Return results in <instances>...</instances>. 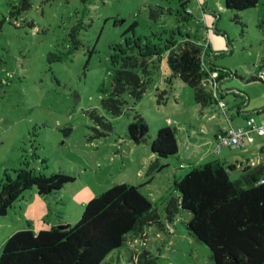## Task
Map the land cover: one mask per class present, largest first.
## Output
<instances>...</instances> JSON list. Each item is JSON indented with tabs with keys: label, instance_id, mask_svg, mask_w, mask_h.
Returning <instances> with one entry per match:
<instances>
[{
	"label": "rangeland",
	"instance_id": "374dc122",
	"mask_svg": "<svg viewBox=\"0 0 264 264\" xmlns=\"http://www.w3.org/2000/svg\"><path fill=\"white\" fill-rule=\"evenodd\" d=\"M183 1L0 0V189L26 170L47 176L61 172L75 179L48 195L34 185L25 190L0 216V253L16 231L29 228L37 233L66 221L74 225L89 200L115 184L130 183L141 186L163 227L146 226L145 238L128 234L120 251L103 264H133L132 255L144 249L158 257L157 264H212L209 247L187 229L190 212L182 210L172 225L166 223L165 199L179 196L175 179L188 173L191 164L222 156L213 136L217 126L228 122L226 111L234 108V96L226 95V111L220 97L198 105L194 88L173 75L164 57L140 100L128 92L123 95L120 116L101 106V99L111 95L114 70L121 67L114 58L121 55L115 45L133 34L125 35L133 22L138 23L136 36H151L163 28L175 29L178 18L204 50L210 46L202 55L220 70H237L244 77L253 63H264V0L240 12L241 23L233 20L223 0H209V8L207 0H188L186 10L193 14L185 21L177 14ZM159 7L165 12L153 19L151 9ZM242 82L233 76L222 87L238 90ZM254 83H248L251 89L264 87ZM93 109L113 123L108 135L94 137L95 122L88 114ZM138 113L149 124L146 141L140 144L127 136L128 124ZM253 113L257 120L264 117ZM165 126L174 129L179 154L162 167L166 160L151 155L150 142ZM230 175L239 179L242 171L230 170Z\"/></svg>",
	"mask_w": 264,
	"mask_h": 264
},
{
	"label": "trees",
	"instance_id": "16d2710c",
	"mask_svg": "<svg viewBox=\"0 0 264 264\" xmlns=\"http://www.w3.org/2000/svg\"><path fill=\"white\" fill-rule=\"evenodd\" d=\"M187 1H183L177 10L185 21L193 14L186 10ZM223 1L226 10L234 13L233 20L240 23L239 13L258 6L260 2ZM23 6L28 7L29 3L24 1ZM167 11L173 12L172 9ZM164 12L159 7L151 9L150 15L155 19ZM177 20L175 29L163 28L151 36H136L137 22L129 26L125 35L129 31L133 34L115 45L121 55L118 58L115 54L114 58L121 67L114 70L111 95L101 99L104 110L120 116L124 112L126 101L123 95L126 92L135 101L140 100L152 80L153 69L164 57L173 75L194 88L197 102L209 98L211 103L214 99L212 91L204 84L205 76L214 77L218 82L225 78L223 73L239 77L245 83L264 81L259 76L261 71L243 77L237 74V70H220L212 65V61L207 62L202 54H207L210 46L204 50L198 37L184 30L181 25L184 22ZM71 36L77 39L75 32L71 31ZM232 93L242 95L237 91ZM256 112L261 114L264 110ZM88 114L95 122V138L114 130L113 123L97 109ZM148 133V122L142 114H136L128 124L127 136L140 144L146 141ZM150 152L166 160L162 167L169 165L170 157L179 153L174 129L160 127L150 142ZM234 168L219 159L191 164L188 173L175 179L174 187L179 196L171 195L165 199L166 223L172 225L182 210L190 212L187 229L209 247L212 264H264V164L245 167L239 179L231 178L230 170ZM74 180L71 175L61 172L49 176L28 170L18 172L0 189V216L6 215L23 192L33 185L40 194L48 195ZM140 187L130 183L113 185L87 202L81 218L74 225L53 226L37 233L29 228L16 231L2 248L0 264H103L113 253L120 251L128 234L145 238L146 226L163 227L156 206L142 194ZM157 259L144 249L137 257L132 255L130 260L133 264H157Z\"/></svg>",
	"mask_w": 264,
	"mask_h": 264
},
{
	"label": "crops",
	"instance_id": "0c3cea01",
	"mask_svg": "<svg viewBox=\"0 0 264 264\" xmlns=\"http://www.w3.org/2000/svg\"><path fill=\"white\" fill-rule=\"evenodd\" d=\"M208 6H210L209 4V0L206 1V8H209ZM212 61V60H210ZM213 66L217 67L215 64H212ZM217 68H221V67H217ZM260 72V74H263V78H264V63H253V67H251L248 71H244L243 74L244 75H255L258 74V72ZM225 78L221 79L219 83V93L224 92L222 94V97L220 96L221 100H224L226 98V95H228L229 93H231L234 97L235 101V106L233 109H229V111L226 112V115L228 119V122L226 123L225 126H217L216 127V131L214 133L213 138L215 137L216 133H218L221 130H225L228 129L229 127L233 126V127H244L246 126V117L248 115H250L251 113H253L256 110H264V87L261 85L264 83L263 82H256L254 83V85H260L262 87L259 88H250V85L248 83L242 82V85H238L240 88H237L238 90H235L234 88L236 87H231V88H227V89H223V82L224 80L233 77V76H226L225 73H223ZM226 83V82H225ZM240 83V82H239ZM238 83V84H239ZM234 84H237L234 82ZM232 90H235L237 92H240L242 95L240 96H236L232 93ZM233 91V92H235ZM209 98H206L203 102H197L196 103L199 105L200 103L204 104L206 106V104L208 103ZM225 101V100H224ZM228 107V106H227ZM264 113V112H263ZM262 114V113H261ZM255 117V115H253ZM256 119V117H255ZM264 117L260 118V120L256 119V124L258 123V125H261L262 123H264ZM246 145L244 147H236V148H240L241 151L239 150H232L234 148H229V152H224L219 150L220 153L218 152V154H222L221 157H219L218 159L225 162L227 165H233L235 166L234 169H238L243 171V169L245 167H256L259 166L262 161H263V147H264V135H260L257 132H252L251 135L249 136V138H246L245 140ZM224 148V147H223ZM216 152V151H215ZM179 154V153H178ZM153 155V154H151ZM155 156V155H153ZM216 160V159H215ZM233 169V170H234ZM243 173V172H242ZM61 225H71L72 223H69L68 221L60 223Z\"/></svg>",
	"mask_w": 264,
	"mask_h": 264
},
{
	"label": "built area",
	"instance_id": "2783aa9c",
	"mask_svg": "<svg viewBox=\"0 0 264 264\" xmlns=\"http://www.w3.org/2000/svg\"><path fill=\"white\" fill-rule=\"evenodd\" d=\"M263 78V74L259 75ZM205 86L209 87L214 97L219 98V83L214 77H206L204 79ZM219 104L221 108L226 111L227 103L220 99ZM252 132H257L260 135H264V126L256 124L255 117L248 115L246 119V126L244 127H229L226 130L220 131L216 134V150H220L222 147H244L246 145L245 140L249 138ZM264 164V147H263V161Z\"/></svg>",
	"mask_w": 264,
	"mask_h": 264
},
{
	"label": "water",
	"instance_id": "95a60500",
	"mask_svg": "<svg viewBox=\"0 0 264 264\" xmlns=\"http://www.w3.org/2000/svg\"><path fill=\"white\" fill-rule=\"evenodd\" d=\"M64 132H66V130L64 131ZM68 133V132H67ZM63 227V226H62Z\"/></svg>",
	"mask_w": 264,
	"mask_h": 264
}]
</instances>
